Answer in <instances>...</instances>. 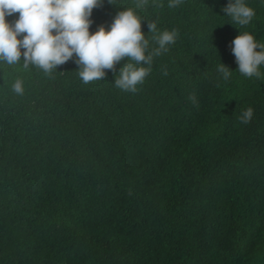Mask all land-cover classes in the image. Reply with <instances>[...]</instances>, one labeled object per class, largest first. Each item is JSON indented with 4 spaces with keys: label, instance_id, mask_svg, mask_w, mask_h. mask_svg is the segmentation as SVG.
<instances>
[{
    "label": "trees",
    "instance_id": "1",
    "mask_svg": "<svg viewBox=\"0 0 264 264\" xmlns=\"http://www.w3.org/2000/svg\"><path fill=\"white\" fill-rule=\"evenodd\" d=\"M115 2L91 33L128 7L149 37L148 20L178 31L135 93L110 70L85 85L74 61L0 62V264H264V66L245 77L231 50L244 32L264 43V0H245L246 26L229 0Z\"/></svg>",
    "mask_w": 264,
    "mask_h": 264
},
{
    "label": "clouds",
    "instance_id": "2",
    "mask_svg": "<svg viewBox=\"0 0 264 264\" xmlns=\"http://www.w3.org/2000/svg\"><path fill=\"white\" fill-rule=\"evenodd\" d=\"M182 2L169 0L168 7H178ZM108 3L117 5L115 0ZM103 4L104 0H0V62L14 66L22 61L24 69L34 66L50 76L58 66L74 61L85 85L106 79L110 70L115 75L116 88L135 93L137 85L143 84L151 73L154 57L169 51V45L178 38V31L159 32L156 21L148 20L152 34L149 37L142 31V22L146 19L128 7L117 12L108 28L100 25L91 33L93 10ZM147 4L148 0H136L135 8ZM222 10L240 26L248 25L255 16L254 9L245 0H229ZM16 13L19 14L17 19L6 20ZM150 41L157 46L150 47ZM231 50L241 75L261 78L264 43L244 32L232 41ZM125 58L127 62L117 73L116 65ZM217 71L225 81L232 75L223 63L218 65ZM163 75H168L166 69ZM12 90L23 95V81L17 79ZM189 99L195 103L194 96ZM253 114L249 107L240 115V122L249 124Z\"/></svg>",
    "mask_w": 264,
    "mask_h": 264
}]
</instances>
